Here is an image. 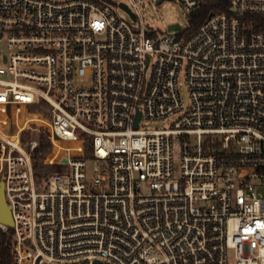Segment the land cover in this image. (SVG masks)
Segmentation results:
<instances>
[{
	"label": "built area",
	"instance_id": "built-area-1",
	"mask_svg": "<svg viewBox=\"0 0 264 264\" xmlns=\"http://www.w3.org/2000/svg\"><path fill=\"white\" fill-rule=\"evenodd\" d=\"M169 1L0 0L11 264H264V0Z\"/></svg>",
	"mask_w": 264,
	"mask_h": 264
},
{
	"label": "rangeland",
	"instance_id": "rangeland-1",
	"mask_svg": "<svg viewBox=\"0 0 264 264\" xmlns=\"http://www.w3.org/2000/svg\"><path fill=\"white\" fill-rule=\"evenodd\" d=\"M115 4H119L124 0H112ZM149 9L157 10L154 5H149ZM160 14H154L152 18L147 19V23H149L160 36L166 34H172L173 32H181L191 25V15H186L179 5L177 0H172L164 3L159 7ZM0 47H3V44H0ZM4 78H8L5 75ZM182 80H185L182 77ZM182 97L187 102L189 100V93L186 88L183 89ZM160 123H152L151 127H157ZM54 174H62V175H71V169L67 166H56L52 168ZM98 171V164L94 161L88 162L87 175L89 180H93L96 176V172Z\"/></svg>",
	"mask_w": 264,
	"mask_h": 264
},
{
	"label": "trees",
	"instance_id": "trees-1",
	"mask_svg": "<svg viewBox=\"0 0 264 264\" xmlns=\"http://www.w3.org/2000/svg\"><path fill=\"white\" fill-rule=\"evenodd\" d=\"M217 4L209 3L201 7L200 10L191 14L192 18L190 20L191 25L188 28V33L193 34L195 33L199 27L209 18L212 13H217ZM257 31H264V22L259 27H256ZM40 151L41 153L44 152L46 148H48V142L45 138L42 140ZM42 157V156H41ZM40 160V158H37ZM42 159V158H41ZM36 166L39 167V161L36 162ZM0 259L2 264H11L12 257L10 252V239L9 236L6 234H0Z\"/></svg>",
	"mask_w": 264,
	"mask_h": 264
},
{
	"label": "water",
	"instance_id": "water-1",
	"mask_svg": "<svg viewBox=\"0 0 264 264\" xmlns=\"http://www.w3.org/2000/svg\"><path fill=\"white\" fill-rule=\"evenodd\" d=\"M122 7L125 8L124 5H122ZM140 117H141V114L138 115L135 127L138 126ZM64 162H66V160H64ZM0 222L7 226H13V218L11 214V209L5 198L3 183L1 184V187H0ZM95 264H101V262H95Z\"/></svg>",
	"mask_w": 264,
	"mask_h": 264
}]
</instances>
